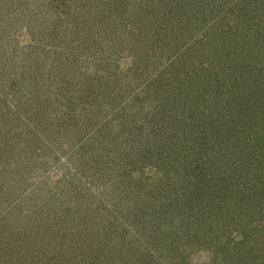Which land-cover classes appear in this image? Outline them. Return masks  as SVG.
<instances>
[{"label":"trees","instance_id":"trees-1","mask_svg":"<svg viewBox=\"0 0 264 264\" xmlns=\"http://www.w3.org/2000/svg\"><path fill=\"white\" fill-rule=\"evenodd\" d=\"M136 3L85 0V17L68 10L56 18L63 41L71 32L72 41L75 33L84 41L97 19L102 22L96 39L104 54L99 50V61L91 55L96 67L86 80L82 71L74 74L83 57L70 45L67 61L60 62L74 71L57 65V48L51 59L36 54L17 64L11 76L0 65L2 81L15 72L13 92L23 85L29 94L13 112V127L0 132L2 160L16 162L13 178H26L28 185L46 162L40 143L55 137L20 118L32 119V112L52 115L53 124L76 137L79 128L84 146L78 154L90 155L100 172L93 174L96 187L63 180L62 193L70 198L58 203L62 210L51 201L54 191L38 185L29 202L1 205L9 207L0 211V264H190L200 251L220 264H264V0H157L149 10L133 8ZM108 38L112 49L104 43ZM127 44H138L140 53L117 72L111 59ZM147 52L151 60L158 52V60L148 65ZM146 62L149 70H140ZM15 139L21 152L14 150ZM191 150L207 164L199 167L195 157L190 172L169 170V162L182 164L181 153ZM26 155L41 161L25 163ZM152 169L162 175L154 178Z\"/></svg>","mask_w":264,"mask_h":264},{"label":"rangeland","instance_id":"rangeland-1","mask_svg":"<svg viewBox=\"0 0 264 264\" xmlns=\"http://www.w3.org/2000/svg\"><path fill=\"white\" fill-rule=\"evenodd\" d=\"M8 1L9 0H0V65L4 64V66L6 67L7 76L12 73L11 71L16 69L17 64L22 65L23 62L25 64H28L26 61H29V57H35L37 56L36 54L47 53L45 57L49 59H51V57H55V55H53L50 52V51H53L55 48H57L58 50H61L60 54L55 53L56 55H58L57 57L58 60L56 62L57 65H61V64L67 65L68 64L69 66L68 68L70 70H73L71 68L70 63L60 62V61H67L65 57H67L70 52V51L68 52L70 46L75 47V49H79L83 57L82 60L79 59L80 61L77 60L75 62L76 63L75 65H77L80 70H77L74 67L75 68V71L73 70L75 72L74 74L77 75L78 73L82 71L84 73V79L86 78V75L91 74L92 69L96 67V65L92 64L91 62L92 60L91 55H93V58L96 61H99L101 58V55L104 54L103 52L104 49L100 47V46H103L101 38L96 39V37H98L97 34L102 28V22L99 19H97L96 24H95V28H96L95 32H92V30H90L89 27L82 29V30L89 29L90 37L88 39L84 38L86 41L79 40L80 37L82 38V36L76 33H75V37L77 38V40L72 41V38H71L72 32L68 33V35L66 34L67 36L65 38L67 40L65 41H63V38H61L60 40L56 36L57 31L58 32L61 31L62 35L64 36V27H61L59 25L61 23L56 18L60 17L61 15L64 16L65 11L67 13L68 10L72 13L73 12L77 13V11H81V16L84 13V17H85L86 13H85L84 6L82 4L85 0H13L14 3L12 4V8H8L7 6H5V4L8 3ZM134 1H136L137 3L133 6V8H137L139 4L141 7L142 6L147 7V9L149 10L150 8H155L154 2H156L157 0H134ZM18 2L19 4H17ZM62 2H66V4L64 3L65 5H63L61 8L56 5L57 3H62ZM90 9L92 11L95 10L94 7H90ZM42 11H43V15L40 14L42 13ZM95 13H97V11L96 12L94 11V14ZM30 14H33V15H30ZM34 14H37L41 17L43 16L45 18L43 20H45L46 22L44 24L46 25H43L40 21L41 18H37L38 16L35 17ZM150 17L151 15L146 14L145 16L146 21H149ZM39 22L42 24V27L39 28L40 31L37 32L35 30L38 29ZM47 25H48V28H47ZM52 29H54V31ZM104 43L111 45L109 49H112V45L114 44L112 43L111 38L106 39ZM121 48L123 50V54L119 55L118 58H116L117 63H115L116 59L115 60L113 58L111 59L112 60L111 64L113 65V67L115 66V64L118 65V68L116 67L117 72L118 71L125 72L127 68H129V66L131 65V61H133V56L136 55L138 58V55L140 53V48L138 44L137 45L127 44L125 47H121ZM155 49L160 52L162 50V48L160 49L157 45H155ZM99 50H101L103 54L100 53ZM147 54L149 56L148 65H151L152 62L155 61V59L156 61L158 60V52L153 53L154 58H152V60L150 58L152 53L150 54L147 52ZM144 64L143 63L140 64V70H143L144 67H145L144 70H149L147 67L148 66L147 62ZM51 75L54 76L55 73L51 72ZM69 75H72V73H70ZM113 77L114 75H111L110 78H113ZM12 78L15 79V72H13L11 79H5V81H2L3 78H0V132L2 133V135H5L2 129L8 130L10 127H13L14 125L15 116H13V112L14 111L18 112L19 109L21 108V105L20 104L17 105V104L23 103L26 96H29L28 92L26 91L23 85H22V88H21L22 90L20 93L13 92ZM56 78L58 81L59 75H56ZM74 84L76 83H73V85ZM96 86L97 85H93V88H95ZM80 87H82L81 83L77 86V88H80ZM49 88H51V91H52V89H55L56 87L54 85V86H49ZM84 94L86 95L85 96L86 98L88 97L89 100L91 99V95L89 96L86 93ZM58 100H59L58 98L56 100H53L55 105H58L57 103ZM96 100H94V102H97ZM106 105H108V103H106ZM48 109L50 108L48 107ZM32 114H33L32 116H34L32 117V119L30 118L28 119L25 116V114L23 115L21 114L20 118L22 119V117H24L23 120L26 119L28 124L31 127L35 128V132L41 131L42 134L46 137L45 131H47L46 129H49L52 133L55 134V137H53V139L47 138L49 140H47L46 142L40 143V147H44V152L46 155H43L42 157L44 158V160H46V162L44 163V165L42 162L39 163V170H41V172L37 173L36 175L33 176V178L28 180V185L25 184L24 182L26 178H23V179L13 178V176L15 175H11V172L16 169V162H13L12 157H11L10 165H6L7 163H5L2 160L3 158H1V148H0V168H2V171H0V178L2 177L3 181L5 180V182H3L4 185L0 183V211H3V212L8 211L9 206L7 207L6 210H4L1 208V205L4 206L6 204L12 203L13 201L11 202V200L13 199L26 200L27 199L26 197L30 193L29 191L33 190L31 192V196L35 192L38 191V188H36V185H38L39 188L41 189H43V187L49 186L48 188L54 191V196L56 200L51 198V201H54L57 207L60 206L59 207L60 210H62V207L64 208L63 203H65L66 199L70 198L69 191H68L69 193H66V194L62 193L61 186L62 184L64 185L65 183V182L63 183V180L68 179L69 181H72V180L78 181V182L81 181V183H83L84 185L85 184L87 186L91 185L93 187H96L97 185L95 183L97 177L96 176L93 177V174H95L96 171L100 174V172L98 171L99 166H97L99 164L98 163L95 164L94 162H92L91 160L92 157L88 154L82 157L78 154V150L81 147L80 146L81 143H82V146H84V139L80 140L82 131L79 130V128H76L74 130L75 132H79L78 137L80 138H78L74 136V134L77 135L76 133H73V134L67 133L65 129L60 128L59 126H56L55 124H53L51 121L52 115L50 116L51 118L50 119L49 117H46V116L45 117L36 116L33 112ZM19 121L20 120H17L16 123H18ZM25 127L27 128L28 126L25 124ZM26 128L24 130L19 129V133L21 131L20 134H22V137L26 133L25 131H27ZM12 137L13 135L11 137H8V139L9 140L14 139ZM16 137L18 136L16 135ZM17 140L18 139H15L13 141L14 143L13 147L15 151H20L19 148H17L19 146ZM89 141L87 142V144L89 143ZM77 146L79 148H77ZM39 155L41 156V154ZM15 156H17V153ZM180 156L182 158V164L178 163L176 160H172L173 163L169 162V164L171 165V169L169 170H171L172 172H182L184 170L190 172V170L188 169H192V167L196 164L195 157H197V159L199 160L198 162L199 167H202L207 164V162H205L203 165L202 161L204 160L200 158L201 155L197 153L195 154L192 150L190 152L185 151L181 153ZM185 157H189V162L187 161V158ZM21 158H19L18 160H21ZM22 160H24L25 163L30 162L31 165H34L35 162L37 163L41 161L38 158H32L28 155H26ZM186 165L190 167H187ZM160 167L163 168L164 166L161 165ZM154 171L155 170L152 169V171L150 172L154 178H157L160 175H162ZM43 179H46L45 183H41V181L43 182ZM175 179L179 180V178L177 177ZM205 180H208V178H206ZM168 182H174V179L170 178L168 179ZM8 184H10V186L17 185L18 190L16 191L15 189H9V187L7 188ZM24 187H27V188L23 190ZM22 190L24 192H22ZM27 200L29 202L30 198H28ZM59 202H63V203L58 204ZM61 213L62 212L58 211L57 217L59 216L61 217L62 216ZM57 228H54L53 233L51 232V235H52L51 237L54 236V233L56 232ZM91 234H93V232L87 231V235H91ZM87 244H89V241L87 242ZM13 245L15 244L13 243ZM189 260H190V264H220L216 257H212L210 254H208L205 251H200L198 253L192 254Z\"/></svg>","mask_w":264,"mask_h":264}]
</instances>
